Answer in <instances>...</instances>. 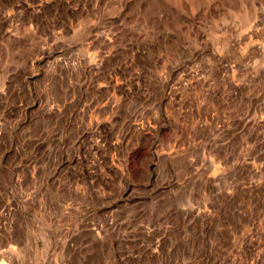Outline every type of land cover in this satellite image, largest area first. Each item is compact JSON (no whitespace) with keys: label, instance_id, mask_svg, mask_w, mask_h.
<instances>
[{"label":"rangeland","instance_id":"rangeland-1","mask_svg":"<svg viewBox=\"0 0 264 264\" xmlns=\"http://www.w3.org/2000/svg\"><path fill=\"white\" fill-rule=\"evenodd\" d=\"M0 264H264V0H0Z\"/></svg>","mask_w":264,"mask_h":264}]
</instances>
